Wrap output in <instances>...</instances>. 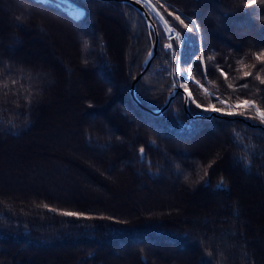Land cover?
Listing matches in <instances>:
<instances>
[{
  "label": "trees",
  "instance_id": "obj_1",
  "mask_svg": "<svg viewBox=\"0 0 264 264\" xmlns=\"http://www.w3.org/2000/svg\"><path fill=\"white\" fill-rule=\"evenodd\" d=\"M151 1L183 40L153 15L158 49L136 96L159 109L186 86L201 104L189 102L190 115L181 92L157 117L133 101L156 40L133 6L0 0V264H264V130L233 119L262 124L255 108L227 107L247 99L264 110L255 78H264L255 59L264 52V0ZM210 104L217 117L191 118L212 113ZM55 121L77 125L76 151L45 143ZM129 180L149 210L80 202ZM150 193L167 198L152 207Z\"/></svg>",
  "mask_w": 264,
  "mask_h": 264
},
{
  "label": "rangeland",
  "instance_id": "obj_2",
  "mask_svg": "<svg viewBox=\"0 0 264 264\" xmlns=\"http://www.w3.org/2000/svg\"><path fill=\"white\" fill-rule=\"evenodd\" d=\"M147 5V4H146ZM69 8H70V12L72 13V14H76L77 16H81L82 15V10H79L77 7H75L74 8V5L73 4H71V3H69ZM156 7V6H155ZM147 8L149 9V11H152L150 8H149V6L147 5ZM159 11V10H158ZM152 13V12H151ZM162 15V14H161ZM157 17V16H156ZM159 18V17H158ZM160 19V18H159ZM161 22V21H160ZM169 25V24H168ZM170 26V25H169ZM171 27V26H170ZM165 28V27H164ZM172 29H174L173 27H171ZM165 30L167 31V29L165 28ZM174 31L176 32L177 30L176 29H174ZM178 32V31H177ZM167 33H168V31H167ZM173 33V32H172ZM171 38H173L172 36H170ZM176 41H177V43H178V45L180 44V42H179V39H178V37H176V38H174ZM183 40V39H182ZM182 44V43H181ZM179 46H181V45H179ZM230 105H232V104H230ZM169 108V107H168ZM234 108V107H233ZM58 117V116H57ZM59 117L60 118H63V115H60V113H59ZM69 122H72V117L70 116V115H68V117L66 118ZM56 123H54L53 124V126L51 127V131L49 130L48 131V137H46V144L47 143H49L50 145L52 144V142L53 143H55V144H57V145H60V147H61V150H63L62 148H64V149H66L67 151H70V148H71V150L72 149H74L75 151H76V146L74 145H72V143L70 142V140L72 139V136H73V134H72V132L74 131V130H76V128H77V125L76 126H73L72 128H71V126H67V125H65L64 127H57V126H60V125H58L59 123L57 122V121H55ZM72 123H75L74 121L72 122ZM78 126H80V125H78ZM61 128V129H60ZM69 128H71V129H69ZM57 129H59V131H60V138L59 137H55V133H56V131H57ZM50 152L51 153H56L57 152V150H54V149H51L50 150ZM77 152H81L82 154H83V156L84 155H86L85 153H83L82 151H77ZM76 152V153H77ZM61 154V153H60ZM39 155H41V154H39ZM62 155V157H65V158H67V156H69V155H67V154H65L64 152L61 154ZM82 156V155H81ZM79 160H81V158H78ZM26 171H27V176L28 177H30V169H25ZM51 171V170H50ZM19 174V173H18ZM20 175V174H19ZM80 175V174H79ZM82 175V174H81ZM80 175V176H81ZM32 176V175H31ZM111 178L112 179H116V178H118V176H117V174L116 173H112L111 174ZM110 178V177H109ZM109 178H108V180H109ZM30 181V180H29ZM131 181L132 180H129L128 181V183H130V185H128V184H122V182H120V183H117L116 184V186L117 187H115L114 185H113V183L111 182V181H108V184L109 183H111L112 184V186L113 187H110V189H111V191H109L110 189H106V190H98L97 192L95 191V190H91L92 192H95V194H94V196L92 197V198H90V202H87V201H85V197H84V195H83V193H82V196H83V198L81 197V199H80V202H81V204L82 203H84V202H86L85 204H90L91 203V201H96L95 203H96V205H95V207H98L97 205H101L102 207L103 206H105V207H112V208H116V210L118 211V212H126V211H129V210H138V211H146V210H149V207H147V205H145V203H143L144 202V200H142L141 198H143V197H145L144 195H146L145 193H143V194H141V192L140 193H137L136 192V189H134L133 187H130V186H134V185H132L131 184ZM31 183V182H30ZM245 183H246V181H245ZM115 184V183H114ZM21 185H23V184H19L18 186H21ZM114 187H115V189H114ZM20 188V187H19ZM21 189V188H20ZM160 191V190H159ZM108 192H110V193H108ZM147 193V192H146ZM157 194H155V195H151V193L150 194H148V196L147 197H149L150 199H149V201L150 202H152V207L153 206H158L159 204H158V202H159V200H161V202L163 201V199H165V198H167V196L166 195H160L159 197H155ZM173 196V195H172ZM171 196V197H172ZM97 199V200H96ZM172 199V198H171ZM177 200H178V198L176 197V199L175 200H173V203L170 205V207H171V209H173V206H175V205H178L176 202H177ZM79 202V201H78ZM79 202V203H80ZM93 206V205H92ZM186 206V205H185ZM143 209V210H142ZM146 209V210H145ZM137 211V212H138ZM153 264H155L154 262H153Z\"/></svg>",
  "mask_w": 264,
  "mask_h": 264
},
{
  "label": "water",
  "instance_id": "obj_3",
  "mask_svg": "<svg viewBox=\"0 0 264 264\" xmlns=\"http://www.w3.org/2000/svg\"><path fill=\"white\" fill-rule=\"evenodd\" d=\"M104 1H108V0H104ZM114 1H119V2H122V3H126V4H129L131 6H133L135 9H137L140 14L144 17L148 27L153 31L154 35H155V42L154 44L152 45L149 53H151L152 55L150 56L149 53L146 57V60L144 62V67L143 69L141 70V72L134 78L133 82H132V85H131V88H130V95L133 99V101L140 107L142 108L143 110H145L146 112L150 113L151 115L157 117L159 115H161L162 113H164L168 107L170 106V103L172 101V99L175 97V95L178 93V92H181L183 95H184V98H185V111L188 115H190V111H189V98H188V95L187 93L184 91V89L180 86L176 87L175 89H173L168 97H167V100L166 102L164 103V105L159 108V109H150V108H147L145 107L138 99V97L136 96V87H137V84L138 82L140 81L141 77L143 76V74L146 72V70L148 69L152 59L155 57L156 55V52H157V49H158V32H157V29H156V25L154 23V20H153V15H156L157 17L160 18L161 13L158 11V9L155 7V5L149 0V3H147V5L149 6V8L152 10V11H149V9H147L145 6H144V3H137L136 0H114ZM152 12V13H151ZM157 13L160 14V16L157 15ZM161 20V19H160ZM164 27L167 29L168 31V27L165 26V23L164 21H166L165 19L161 20ZM168 34L171 35L168 31ZM217 113L216 112H212L208 115H203V114H198L196 116H191L192 119H211L213 117H217ZM233 119H238V120H241L243 122H245L247 125L253 127V128H261L262 130H264V124H255V123H252L251 121L245 119L244 117H240V116H236L234 117Z\"/></svg>",
  "mask_w": 264,
  "mask_h": 264
},
{
  "label": "snow or ice",
  "instance_id": "obj_4",
  "mask_svg": "<svg viewBox=\"0 0 264 264\" xmlns=\"http://www.w3.org/2000/svg\"><path fill=\"white\" fill-rule=\"evenodd\" d=\"M136 2H137L138 4H139V3L147 4V3H149V0H136ZM252 2L255 3V0H252ZM157 15L160 16L159 13H157ZM169 15H172V12H169ZM160 19L163 20V19H164L163 16H160ZM175 19L178 20L179 23H180L181 25H183V27L186 28L188 31H192V30H193L192 28H190V27L188 26V24H186V23L184 22L183 19L180 18L179 15H176V16H175ZM164 23H165V26L168 27V31H169V33L171 34V33L174 31V29H172V28L168 25V21H164ZM192 23H193V26L196 28V31L199 32V28H198V26H195L194 22H192ZM175 35H176L177 37H179V36H180V33H179V32H176ZM166 47L171 48V45H166ZM149 55L151 56L152 54L149 53ZM255 59H256L257 61H259L261 64H264V52H260L259 54H257V55L255 56ZM221 74H222V75H225V73H223V72H221ZM204 75H205V76L207 75V67H206V66H205V68H204ZM244 75H245V76H249V75H251V73H250V72H245ZM191 77H192V73H191V72H188V73H186V74L182 77V79L187 80V79H189V78H191ZM255 78H256L257 80H259L260 84H264V78H261V76H259V75H257ZM225 79H227V76H226V75H225ZM229 87H231V85H229ZM243 87H247V84L243 85ZM184 91H185V92L187 93V95H188V98H189V101H188V102L196 103V101H195L194 99H192L191 92L187 89L186 86L184 87ZM217 99H218L219 103H221V104H225V103H226V101H225L224 99H220L219 97H217ZM196 107H197V108H200V107H201V104H200V103H196ZM227 107L230 108V109L234 107V108L237 109V110H239V109H241V108H243V109H245V110L250 109V108H255L256 116L259 118L260 122H261L262 124H264V110H261L259 107H256V105L254 104V102H251V101L245 99V100L242 101L241 103H237V104H235V105H230V104H229V105H227ZM209 109H210L211 111H214V112L221 111V109L216 108V106H215L214 104H210V105L208 106V109H206V110H209ZM227 114H228V115H235L236 112L229 111ZM239 114H240V115H244V112L241 111V112H239ZM139 151H140L141 154H143V153H144V148L141 147ZM218 187H223V181H221V183L218 185ZM43 207L48 208L49 206L45 204V205H43ZM49 211H56V209L49 208ZM60 214L63 215V216H66V217H77V218L82 217V216L84 215L83 213H80V212H73V211H62V212H60ZM85 218H87V217H85ZM208 254L211 255L212 253L209 252Z\"/></svg>",
  "mask_w": 264,
  "mask_h": 264
},
{
  "label": "built area",
  "instance_id": "obj_5",
  "mask_svg": "<svg viewBox=\"0 0 264 264\" xmlns=\"http://www.w3.org/2000/svg\"><path fill=\"white\" fill-rule=\"evenodd\" d=\"M177 32V31H176ZM175 31H173V33H172V37L173 38H176L177 36L175 35V33H176ZM178 39H179V42H180V44L179 45H181V43H182V37H181V35L178 37ZM232 105H235V104H232Z\"/></svg>",
  "mask_w": 264,
  "mask_h": 264
}]
</instances>
